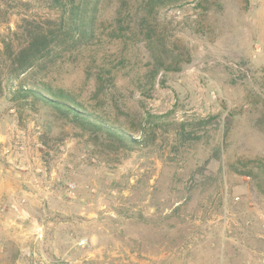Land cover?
<instances>
[{"label":"rangeland","instance_id":"1","mask_svg":"<svg viewBox=\"0 0 264 264\" xmlns=\"http://www.w3.org/2000/svg\"><path fill=\"white\" fill-rule=\"evenodd\" d=\"M119 2L41 78L135 143L15 95L29 74L7 55L70 5L0 0V192L31 199L30 216L0 208V264H264V197L232 168L264 158V0L168 5L165 49L107 37Z\"/></svg>","mask_w":264,"mask_h":264},{"label":"trees","instance_id":"2","mask_svg":"<svg viewBox=\"0 0 264 264\" xmlns=\"http://www.w3.org/2000/svg\"><path fill=\"white\" fill-rule=\"evenodd\" d=\"M51 1L64 8L70 5L68 16L65 17L66 19L60 25L61 30L57 35L42 25L33 26L31 23L32 27L26 30L24 44L18 54L10 52L7 55L10 64L7 70L10 71L11 75L25 74L27 72L29 74L27 77L28 84L21 86L15 92V95L23 99H37L45 105L61 111L67 117L83 122L84 126L87 124L103 132V134L106 133L109 137L121 141L127 139L130 143H135L125 129L122 130L114 127V125L105 123L101 117L98 118V116L84 107L72 92L55 88L45 78H41V73L46 70L48 65L56 64L60 57L69 52L68 48L63 54L53 55L51 49L54 45L61 47V43L65 42V44H68L66 45L67 48L70 43L76 45L84 40L88 42L97 39L96 21L101 13L102 0ZM121 1L115 12H113L112 17L108 20V28H101L103 31L110 30L107 37L111 41L131 42L132 44L154 40L158 49L161 47L165 49L166 46L162 43V34H160L159 13L168 5L180 4L189 0H142L140 4H135L132 7L129 5L128 0ZM79 54L75 56L76 59ZM72 56L70 55V59ZM154 57L156 61L160 58L158 52ZM154 72L157 75L160 70L156 69ZM131 130L133 129L131 128ZM232 168L237 174L251 178L260 195L264 197V158L248 159L246 163L238 162Z\"/></svg>","mask_w":264,"mask_h":264},{"label":"crops","instance_id":"3","mask_svg":"<svg viewBox=\"0 0 264 264\" xmlns=\"http://www.w3.org/2000/svg\"><path fill=\"white\" fill-rule=\"evenodd\" d=\"M10 192V189H6L3 193L0 192V208L1 211L8 210V214L14 215V213H19L22 216V212L26 213V215L30 216L29 210H27V206H29L31 199L29 197L28 192H24L22 195L18 192ZM3 227H0V230H3ZM5 230H8V227H5ZM10 233V232H9ZM21 234V233H20ZM20 240V238H19Z\"/></svg>","mask_w":264,"mask_h":264},{"label":"built area","instance_id":"4","mask_svg":"<svg viewBox=\"0 0 264 264\" xmlns=\"http://www.w3.org/2000/svg\"><path fill=\"white\" fill-rule=\"evenodd\" d=\"M38 171L42 172V169H41V168H39V169H38ZM83 243H84V242H82L81 244H83Z\"/></svg>","mask_w":264,"mask_h":264}]
</instances>
